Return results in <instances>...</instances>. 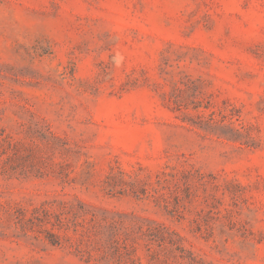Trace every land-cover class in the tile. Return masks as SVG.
Returning <instances> with one entry per match:
<instances>
[{"label": "rangeland", "instance_id": "1", "mask_svg": "<svg viewBox=\"0 0 264 264\" xmlns=\"http://www.w3.org/2000/svg\"><path fill=\"white\" fill-rule=\"evenodd\" d=\"M0 264H264V0H0Z\"/></svg>", "mask_w": 264, "mask_h": 264}]
</instances>
